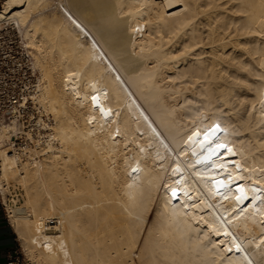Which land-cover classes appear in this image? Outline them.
Wrapping results in <instances>:
<instances>
[{
  "label": "bare ground",
  "instance_id": "obj_1",
  "mask_svg": "<svg viewBox=\"0 0 264 264\" xmlns=\"http://www.w3.org/2000/svg\"><path fill=\"white\" fill-rule=\"evenodd\" d=\"M4 23L51 117L0 126L29 264H264V0H0Z\"/></svg>",
  "mask_w": 264,
  "mask_h": 264
},
{
  "label": "built area",
  "instance_id": "obj_2",
  "mask_svg": "<svg viewBox=\"0 0 264 264\" xmlns=\"http://www.w3.org/2000/svg\"><path fill=\"white\" fill-rule=\"evenodd\" d=\"M37 76L16 28L4 23L0 27V126L15 121L20 128L36 130L39 118L50 121L33 100ZM5 264H20L16 250L6 251Z\"/></svg>",
  "mask_w": 264,
  "mask_h": 264
},
{
  "label": "crops",
  "instance_id": "obj_3",
  "mask_svg": "<svg viewBox=\"0 0 264 264\" xmlns=\"http://www.w3.org/2000/svg\"><path fill=\"white\" fill-rule=\"evenodd\" d=\"M10 227L0 207V264H5V253L14 246V232Z\"/></svg>",
  "mask_w": 264,
  "mask_h": 264
},
{
  "label": "rangeland",
  "instance_id": "obj_4",
  "mask_svg": "<svg viewBox=\"0 0 264 264\" xmlns=\"http://www.w3.org/2000/svg\"><path fill=\"white\" fill-rule=\"evenodd\" d=\"M17 142H21V139L17 140ZM0 207H1L2 212H3L4 215H5V210H4L5 207H4V205L1 203V201H0ZM6 220H7V219H6ZM10 228H11V227H10ZM11 230H12V228H11ZM12 232H13V231H12ZM13 236H14L15 240H14V246L12 247V249L17 251L19 263H20V264H29V260H28L27 256H26L25 253L22 251V247H21V245H20V244L17 242V240H16V235H15V233H13Z\"/></svg>",
  "mask_w": 264,
  "mask_h": 264
},
{
  "label": "snow or ice",
  "instance_id": "obj_5",
  "mask_svg": "<svg viewBox=\"0 0 264 264\" xmlns=\"http://www.w3.org/2000/svg\"><path fill=\"white\" fill-rule=\"evenodd\" d=\"M95 99V98H94ZM205 139H207V135L205 136Z\"/></svg>",
  "mask_w": 264,
  "mask_h": 264
}]
</instances>
